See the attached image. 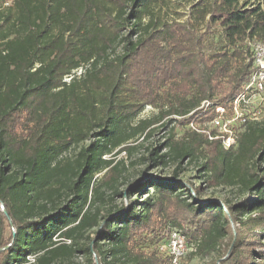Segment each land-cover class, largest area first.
I'll list each match as a JSON object with an SVG mask.
<instances>
[{
	"label": "trees",
	"instance_id": "trees-1",
	"mask_svg": "<svg viewBox=\"0 0 264 264\" xmlns=\"http://www.w3.org/2000/svg\"><path fill=\"white\" fill-rule=\"evenodd\" d=\"M161 2L0 3V264H171L144 249L167 223L213 253L209 264L243 263L254 250L264 213L244 220L249 245L225 246L219 206L198 192L238 186L261 199L234 209L264 206V120L235 126L228 149L188 128L138 160L157 175L176 164V178L201 157L197 187L184 176L117 188L115 157L142 147L160 119L202 127L216 107L230 112L252 72L251 44L264 43V0H195L184 20L165 19ZM147 106L159 116L135 121Z\"/></svg>",
	"mask_w": 264,
	"mask_h": 264
},
{
	"label": "rangeland",
	"instance_id": "rangeland-1",
	"mask_svg": "<svg viewBox=\"0 0 264 264\" xmlns=\"http://www.w3.org/2000/svg\"><path fill=\"white\" fill-rule=\"evenodd\" d=\"M194 1L195 0H162V2L159 3L160 13L165 19L168 20H184L188 17L189 6ZM1 2L2 0H0V3ZM253 96H251V100L254 102L252 112L256 114L257 121H262L264 120V100L260 101L258 98ZM158 114V109L147 106L136 117L135 121L144 118H156L159 116ZM170 120L171 117L160 119L159 122L154 126V132L152 133V136L147 141H143L142 147L138 148L135 152H132L131 154L121 153L115 157L114 164H119V167L123 170L122 177L119 180L117 187L121 192H126L128 188L134 185L138 179L142 180L143 182H149L151 180L158 182L161 180L166 181V183H177L178 180L186 176V179L195 187L200 184V180H198V168L200 164L204 162L201 157H199L200 159L198 161H191V163L188 161H183L181 165L182 172H180L176 178L172 176L173 170L176 168V164L168 166L161 175H157L159 172L157 167H152L150 162L140 165V162L138 161L141 156L148 157L149 154L159 147L169 135H173L174 140H178L186 132H188V127L185 125H180L177 118L172 119L176 121H171L168 123ZM164 125H166V127L163 128ZM203 126L207 128L208 131L214 130L209 122H205ZM140 141L141 139L138 142ZM86 144H89V142ZM203 151H205V149L201 147L197 152L200 154V152L202 153ZM67 155H72V152ZM261 167L262 166L260 165L259 168ZM258 173L263 175L262 170H258ZM235 187L238 186H233L231 190L228 187H208L198 192L199 200L219 206L220 218L222 219V222H224L223 224L226 228V237L223 241L225 246L227 244L228 246L236 244L239 242V240L241 241L240 244L249 245V235L247 234L248 229L244 227V220L249 216L251 218L250 225H253V222L257 216H259L258 214L264 213V206L258 211H252L253 207L245 210H241V208L234 209V207H238L242 205V203H245L248 206H254L261 199V197L254 192H249L248 190L241 192V189L236 190ZM230 191L231 194L228 193ZM148 195L152 196V194L141 193H137L133 196L136 198L135 200L141 202L142 200H145ZM123 197L116 198L114 202L119 204ZM181 198H185L187 202L196 200V197L194 196V200L191 198L189 199L188 195H183ZM171 199L173 201L169 205L170 209H172V204L175 201L173 197H171ZM129 200L131 201L133 198H129ZM166 205H168V203ZM240 211H242L244 214L242 217L239 216ZM263 231H254L255 234H258L257 239L254 240V250L249 252L245 251L242 253L241 255L243 256L242 258L244 259V262L239 264H264ZM161 236L162 237L159 239V241L147 243V245L144 246V249L146 251L156 252L162 257L170 258L171 264H209L210 260L215 258L213 253L210 255L207 254L205 257L206 253L203 251L198 252L195 247L194 239L187 238L179 228L173 226L170 223H167L163 228ZM230 249H233V247L228 248L229 251ZM225 258L223 257L221 259V264H238L237 262L233 263V260H225Z\"/></svg>",
	"mask_w": 264,
	"mask_h": 264
},
{
	"label": "built area",
	"instance_id": "built-area-1",
	"mask_svg": "<svg viewBox=\"0 0 264 264\" xmlns=\"http://www.w3.org/2000/svg\"><path fill=\"white\" fill-rule=\"evenodd\" d=\"M252 72L245 86L244 92L233 99L230 112L222 107H216L215 117L209 122L216 134L212 135L207 128L190 122L188 128L199 134H206L209 141L220 140L222 146L228 149L235 143V126L245 124L249 120H256V114L252 112L254 102L251 96L264 100V43H252ZM82 73L81 69L76 75ZM66 78L65 81H69ZM175 235V234H174ZM35 256H27L26 261L21 264H33Z\"/></svg>",
	"mask_w": 264,
	"mask_h": 264
}]
</instances>
